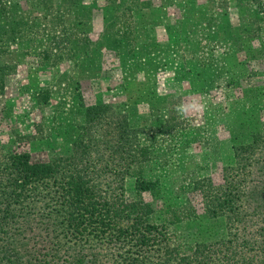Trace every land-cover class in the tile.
<instances>
[{"label":"rangeland","instance_id":"374dc122","mask_svg":"<svg viewBox=\"0 0 264 264\" xmlns=\"http://www.w3.org/2000/svg\"><path fill=\"white\" fill-rule=\"evenodd\" d=\"M95 106L100 113L87 119ZM263 125L264 0H0L2 226L4 205L15 204L4 192L13 154L46 162L91 142L100 154L87 153L85 161L108 168L83 177L104 194L117 184L118 167L123 186L114 193L125 202L154 200L161 218L174 217L169 234L194 242L201 221L191 215L185 222L182 213L200 215L225 178L239 182V170H229L235 147ZM125 129L128 152L111 153ZM136 160L143 171L138 165L125 174ZM50 181L39 190L54 187ZM18 225L3 226L0 237ZM41 228L28 223L37 264L45 251ZM72 255L107 264L109 254Z\"/></svg>","mask_w":264,"mask_h":264},{"label":"trees","instance_id":"16d2710c","mask_svg":"<svg viewBox=\"0 0 264 264\" xmlns=\"http://www.w3.org/2000/svg\"><path fill=\"white\" fill-rule=\"evenodd\" d=\"M14 28L11 26L10 30ZM99 110L100 106L86 109V118H93ZM246 126L249 124L242 127ZM131 139L126 129L118 130L109 145L114 148L107 149L111 153H127ZM100 150L95 143L78 142L66 157L46 162L34 161L27 153L13 154L4 192L10 191L5 201L13 198L15 204L4 205L3 226L17 222L19 225L12 235L0 237V264H37L31 253L32 232L28 229L33 220L42 227L39 239L45 244L43 264H57L60 260L83 264L74 260L75 251L81 255L88 251L105 252L109 254L107 264H264V125L235 147L233 167L229 170H239V182L225 178L224 186L218 189L220 194L205 198L200 215L195 214V209L182 213L188 218L185 222L193 221L191 215L201 221L197 239L188 243L169 234L174 217L161 218L151 209L154 200L147 203L137 198L125 202L122 195L114 193L116 187L123 186V173L118 167L112 170L116 174L112 185L117 184L109 186L104 194L82 176L85 171L89 177H99L97 172L108 168L103 163L92 165L85 161V154L99 155ZM247 159L249 163L245 162ZM138 165L140 161L136 160L123 167L125 174ZM138 169L143 171L141 165ZM50 180L54 187L40 191L38 185ZM141 184V188L150 186L145 180ZM30 189L32 196L28 195ZM39 204L42 209L37 210ZM3 226L0 223V235L5 232Z\"/></svg>","mask_w":264,"mask_h":264}]
</instances>
